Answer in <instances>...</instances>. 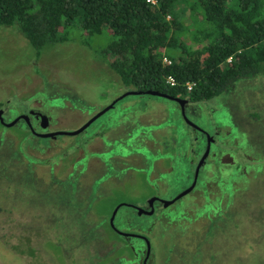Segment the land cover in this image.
<instances>
[{"label":"rangeland","instance_id":"1","mask_svg":"<svg viewBox=\"0 0 264 264\" xmlns=\"http://www.w3.org/2000/svg\"><path fill=\"white\" fill-rule=\"evenodd\" d=\"M180 13L179 19L183 20L186 10L182 9ZM184 22L187 23L188 21ZM197 29L198 24L194 27H189L187 30H183L181 33V37L185 39L190 48L199 46L201 38L204 39L205 37L204 35H200ZM77 36L78 32H75L65 40L49 43L36 54L34 47L30 46L27 39L19 32L16 24H0V105L2 107L10 106L12 110H15L17 109L16 106L26 105L27 99L34 92L37 96L36 98L47 99L49 97L48 100H45V103L49 104H43L42 108L49 110V125L54 129H68L74 126L73 124L82 118L80 114L83 109L85 112H88L90 110H97L99 106H106L112 100L113 97L111 95L114 90L121 88L118 85L119 81L116 75H110V72L114 73V71L108 67L101 53L109 34L103 28L98 33L78 36L79 38ZM198 37L201 38L197 42L196 38ZM35 54L36 56H34ZM51 68H53L52 70H56L52 76L57 75L60 80H54V82L60 84L61 89L56 96H53L51 93L54 87L51 81H48L49 85L44 87L45 90L39 89L42 86L41 80L43 76L48 77L47 71ZM25 73L28 75H25ZM34 73L35 78L33 79V83L27 85L25 82L27 76H31ZM263 77L262 73H258V75L245 79L242 82L240 79L236 80L231 89L220 92L208 101L205 106L203 105L201 113L198 108H193L192 113L194 116L187 117L195 120L198 124L209 130L212 122L209 120L211 117H209L208 114L210 113L207 109L211 107L210 109L215 111L214 115L217 120H221L227 124L226 127L220 129L223 134L227 133L229 126L230 146L232 145L233 148L239 151L238 154H232L240 159L239 163L244 168L243 171H235V169L231 171L236 174V177L233 178L234 187L239 186V179L241 177H249L248 182H242L243 188L241 190H237L236 188L231 191L229 207H225L222 211H219L218 216L226 217L227 219H217V221L214 220L212 223L214 229L210 235L209 245L206 244L205 248L209 249L208 254L212 251L210 253L211 258L214 254V256H217V260H219L217 264H264ZM39 81L40 84H38ZM74 93L77 97L74 96ZM151 104V100L144 93L125 95L112 108L99 115L90 126L100 121L102 123L99 125L102 129L107 130L109 126L116 123L118 125L115 131L119 132L121 131L119 129H122L120 134H123L130 125V127L139 124L145 125L144 121L141 122L137 117L141 114V106ZM162 106L157 105V107ZM74 109H76V113H74ZM165 110L167 112L166 121L170 126H173L167 128L172 132V134H169L173 135L177 141H180L184 145L185 135L186 133L188 134L186 123L183 119L179 118L180 114L178 117L176 111H169L166 106ZM189 111L188 109L186 110L187 113ZM73 114H79L80 117L74 119L72 118ZM83 118L86 121L91 117L85 115ZM85 121L80 123L83 124ZM177 128L179 132L175 131ZM2 130L5 131L6 129H0V168L4 167L0 169V200L2 201L0 203V233L7 234L2 241L6 243L7 249L10 251L0 253V264L20 263L18 258L15 259L10 254L17 257L20 255L12 253L13 250L8 248V245H11L15 238L14 236L21 232L25 247L28 240L39 242L44 235L52 234L57 238L56 241L64 256H72L71 262L73 264L82 263L83 260L79 255L86 249V239L92 236L91 231L97 232V237L99 238L100 231H95L93 226L100 227L104 219L103 216H100L95 220L88 214L95 222L91 224L93 226H85L80 221V218H83V213L87 212V209L88 212L91 210L89 211L90 205L87 204V206L82 207V212H80L83 204L77 201V194L73 191V187L76 186V180L68 178H63V180L56 179L54 186L50 182L51 178L55 177L56 174L53 168H48V166H52L55 163L56 152L62 147L53 153L52 151L46 154L41 153V159L36 167L41 165L40 170L45 174H40L33 165V162L36 160L33 159L32 155H28L24 148L39 141L45 144L46 150H51L49 144L20 130L17 137L18 144L14 148L11 146V141L1 133ZM132 130L136 135L141 134L145 137L152 134V132L148 131L149 127H141V129L134 127ZM139 130H141L140 133H138ZM11 132L17 134V129ZM81 137L58 134L54 138L77 144ZM13 138L14 135L12 136ZM107 138H109L108 133ZM10 147L14 151L10 150ZM145 151L147 156L152 157L154 155L155 157V149L153 153L150 151L151 155H149L148 149H145ZM45 155H48L47 159L43 160L46 157ZM96 155L97 153H95V149L92 147L87 146L84 148V157H87L86 161L95 159ZM77 161L82 163L83 155L71 164L70 171H74ZM86 161L82 166L88 169L92 168L93 171L94 165H90L89 163L87 166ZM184 169L187 172L190 170L185 159L175 161L174 171L171 173L172 179L168 181H174L175 185L163 191L164 196H170L182 186L183 182L189 180L188 177L183 178V173H178V171ZM92 171L88 170V174ZM150 173L151 171L148 172L149 175ZM146 175L144 174L143 178H141L137 174L135 182L131 186L132 191L139 188L138 192L142 195L146 194V191L155 188L153 184L146 183L150 182V177L145 179ZM91 176L93 175L91 174ZM121 185V188L127 192L130 187V181L128 183L123 181ZM245 185L247 186L244 188ZM111 189L109 188L107 191L110 196L114 200L120 199L118 193H120L121 189H117L119 191ZM214 189H216L215 185ZM104 193L100 197L95 198L94 194L92 201L103 198L105 196ZM232 202H235V204L232 205ZM204 205L209 213L214 215V213L218 212L216 199L212 198L209 202L205 199L201 207ZM91 209L93 211V205H91ZM77 212H79V215H77ZM132 212L133 210L130 206H120L116 212L117 214L115 213L116 216L114 214V223L118 224V216L124 222L132 221ZM68 214L70 215L69 218ZM28 219L31 222L25 221ZM15 220L19 222V226L18 224L15 225ZM107 223L109 224V219H107ZM22 224L33 228L23 229ZM7 226L9 228H6ZM79 236L85 241L84 246H81ZM44 240L48 239L44 238ZM72 243L76 247H73ZM42 245L43 247H47L44 243ZM0 249L2 252L5 250L4 248ZM84 253L86 256V252ZM208 257L209 255L202 254L200 257L199 254H195L193 262L198 264L200 258L204 260V263ZM34 262L36 263V261ZM49 264L53 263L50 262Z\"/></svg>","mask_w":264,"mask_h":264},{"label":"flooded vegetation","instance_id":"2","mask_svg":"<svg viewBox=\"0 0 264 264\" xmlns=\"http://www.w3.org/2000/svg\"><path fill=\"white\" fill-rule=\"evenodd\" d=\"M43 47L41 46L38 50L34 48L36 54ZM52 69H48V77L43 76L41 80L42 86L39 89L45 90L44 87L49 85L48 81H51L54 85L51 93L56 96L61 89L60 84L54 82L59 77L57 75L52 76L56 71ZM110 73V75H116L119 81L118 85L121 88L114 90L111 95L113 98L112 100L110 99L111 101L106 106H99L97 110L88 112H85L84 109L83 111L81 110L80 115L82 118L73 124L74 126L71 128L54 129L49 125L50 112L48 109L44 110L42 108L43 104H49L45 103V100H48L49 97L47 99H39L36 98L37 96L34 92L27 99L26 105L16 106L13 104L17 107L15 110H12L10 106L2 107L0 105V129H6L5 131L2 130L1 133L11 141V146L14 148L18 144L17 137L20 130L49 144L51 150H46L45 144L39 141L24 148L27 154L32 155L33 159L36 160L33 165L40 174H45L40 170L41 165L36 167L41 159V153L46 154L51 151L53 153L62 147L56 152L55 163L52 166H48V168H53L56 174L55 177L51 178L50 182L54 186L56 179L63 180V178H68L76 180V186L73 187V191L77 194V201L83 204L80 212H82V207L87 206V204L90 205L89 211L91 210L88 212L87 209V212L83 213V218H80V221L85 226H93L91 225L95 222L93 219L96 220L100 216H103L104 219L100 227L93 226L95 231H100L99 238L97 237V232L91 231L92 236L86 239L84 252L87 255L85 256L84 252L79 255L83 260L80 264H196L193 262L195 254H199L200 257L202 254L209 255L204 263V260L199 258L198 264H217L219 261L217 256H214V254L211 258L210 253L212 251L208 254L209 249L205 248V245L208 244L214 229L212 226L213 221L227 219L218 215L223 208L229 207L231 191L237 188L234 187L233 181L236 174L231 171L233 169L235 171H243L244 168L239 163L240 159L232 154H238L239 151L233 148L232 145L230 146L229 126L227 133L223 134L220 129L226 127L227 124L217 120L214 115L215 111L210 109L211 107L207 109L210 113L208 115L211 117L209 120L212 122V126L208 125L209 128L211 127L209 130L195 120L187 118L194 116L192 113L193 108H198L201 113L202 106H205L217 94L208 99L195 100L190 98L188 93L176 96L153 89L138 90L132 84H124L115 71ZM34 78L35 73L27 76L25 81L27 85L33 83ZM58 81L60 80L58 79ZM38 84H40V81ZM149 91H157L158 93H150ZM142 93L147 95L152 102L151 105L141 106V114L137 117L141 122L144 121L145 125L139 124L132 127L130 125L123 134H120L122 129H119L121 130L119 132L115 131L118 125L116 123L109 126L107 130L102 129L99 125L102 123L100 121L90 126L99 115L112 108L123 96ZM74 96L77 97L75 93ZM157 105L163 106L157 107ZM165 106L168 107L169 111H176L178 117L180 114L179 118L186 123L188 134L186 133L185 135L184 145L177 141L173 135L169 134H172V132L167 128L173 126H170L166 121L167 112ZM187 109L190 110L188 113L186 112ZM74 110V113H76V109ZM80 115L73 114L72 118L77 119ZM85 115L91 118L85 121L83 118ZM82 121L85 122L82 124L80 123ZM134 127L139 129L141 127H149L148 131L152 132V134L148 137L141 134L136 135L132 130ZM16 129L17 134L11 132L13 130L16 131ZM175 131L179 132V129L177 128ZM107 133L109 138H107ZM58 134L82 137L75 144L55 139L54 137ZM13 135L14 138L12 139ZM87 146L95 149V153H97L95 159L86 161L87 157H84V148ZM12 147L9 149L14 151ZM142 147L148 149L149 155L155 149V157L154 155L152 157L147 156L145 149ZM82 155V163L77 161L74 171H70L71 164ZM47 156L43 160H46ZM181 159L186 160L190 170L187 172L184 169L178 171V173H183V178L188 177L189 180L183 182L182 186L170 196H164L163 191L175 185L174 181H168L172 179L171 173L174 171L175 161ZM85 161L87 166L89 163L94 165L93 171L92 168L88 169L82 166ZM88 170L92 172L88 174ZM149 171H151L150 175L148 174ZM137 174L141 178H143L144 174H147L145 179L150 177V182L146 183L153 184L155 188L146 191V194L142 195L138 192L139 188L132 191L131 186H133ZM131 177L132 179H130ZM239 180L242 185V182L249 180V177H241ZM123 181H126V183L130 181V187L127 192L121 188ZM202 185L203 187H201ZM214 185L216 189H214ZM109 188H112L111 190L121 189L120 193H118L120 199L114 200L107 192ZM201 190L203 191L201 192ZM102 193L105 194L103 198L92 201L94 194L95 198L100 197ZM182 195L184 196L181 197ZM212 198L216 199L218 208V212L214 213V215L208 212L205 205L201 207L205 199L209 202ZM176 200L180 201L176 202ZM234 204L235 202H232V205ZM91 205L94 207L93 211ZM122 205L132 208L131 216L133 220L124 222L118 216V224H115L116 212ZM77 215H79V212H77ZM69 217L70 215L68 214ZM107 219H109V224ZM25 221L31 222L30 219ZM17 224L19 226V222L15 220V225ZM22 227L23 229L33 228L23 224ZM6 228H9V226ZM84 233L88 234L87 232ZM0 235V248L5 249L3 252L0 249V253L10 251L7 249L6 243L2 241L7 234L0 233ZM14 237L8 248L13 250L12 253L20 255L17 257L10 254L15 259H19V264H49L50 262L53 264H73L71 262L72 256H64L62 254L56 241L57 238L52 234L44 235L39 242L28 240L26 247L23 244L22 232ZM44 238L48 240L45 241ZM78 238L81 246H84L85 241L80 236ZM43 243L47 247H43ZM72 246L76 247L74 243H72ZM209 258L211 259L209 260Z\"/></svg>","mask_w":264,"mask_h":264},{"label":"trees","instance_id":"3","mask_svg":"<svg viewBox=\"0 0 264 264\" xmlns=\"http://www.w3.org/2000/svg\"><path fill=\"white\" fill-rule=\"evenodd\" d=\"M0 24H16L35 50L105 28L103 60L138 90L200 100L264 75V0H0ZM196 24L205 37L190 48L181 33Z\"/></svg>","mask_w":264,"mask_h":264},{"label":"built area","instance_id":"4","mask_svg":"<svg viewBox=\"0 0 264 264\" xmlns=\"http://www.w3.org/2000/svg\"><path fill=\"white\" fill-rule=\"evenodd\" d=\"M149 1H151V2H154L155 0H149ZM165 60V59H164ZM166 81H168L170 84H173L175 81L173 80V78L172 77H170V76H167L166 77ZM190 86H191V82H187V86H186V88L187 89H190Z\"/></svg>","mask_w":264,"mask_h":264},{"label":"water","instance_id":"5","mask_svg":"<svg viewBox=\"0 0 264 264\" xmlns=\"http://www.w3.org/2000/svg\"><path fill=\"white\" fill-rule=\"evenodd\" d=\"M150 93H158L157 91H149Z\"/></svg>","mask_w":264,"mask_h":264}]
</instances>
